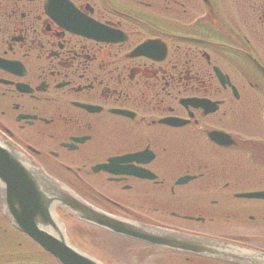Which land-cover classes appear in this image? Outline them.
Returning <instances> with one entry per match:
<instances>
[{"label":"flooded vegetation","instance_id":"af4514ba","mask_svg":"<svg viewBox=\"0 0 264 264\" xmlns=\"http://www.w3.org/2000/svg\"><path fill=\"white\" fill-rule=\"evenodd\" d=\"M49 1L0 0L2 137L105 212L264 257V200L237 196L264 189V0H61L76 12L74 30ZM146 149L148 164L125 167H147L152 179L95 169ZM186 175L194 179L179 184ZM63 226L96 258L146 264L133 245L105 243L117 237L106 229ZM147 245L148 264L177 254ZM0 264L59 263L0 225Z\"/></svg>","mask_w":264,"mask_h":264},{"label":"water","instance_id":"95a60500","mask_svg":"<svg viewBox=\"0 0 264 264\" xmlns=\"http://www.w3.org/2000/svg\"><path fill=\"white\" fill-rule=\"evenodd\" d=\"M0 174L2 203L6 214L15 225H21L22 228L33 232L47 248L55 253H60L63 264L85 263L83 261H74L70 257V253L66 252L65 246L67 247V244L63 238L58 239V242L63 246L57 247L56 243L43 237V232L48 230L44 225H60L53 213L55 206L68 205V208L77 217L99 225H113L111 227L115 231L124 232L127 229L126 224L122 221L115 220L83 205L69 203L64 198V195L58 192L59 189L54 188L55 184L45 180V178H39L38 174L26 167L15 153L3 148L1 145ZM161 236L166 239V243L164 244L172 246L175 249L216 258H225L231 261L238 260L234 252L223 250L224 246L215 240L212 241L181 234H164ZM74 253L76 252L74 251ZM81 257L84 258L83 256ZM86 263L90 264V262ZM91 263L98 264L93 261Z\"/></svg>","mask_w":264,"mask_h":264},{"label":"rangeland","instance_id":"374dc122","mask_svg":"<svg viewBox=\"0 0 264 264\" xmlns=\"http://www.w3.org/2000/svg\"><path fill=\"white\" fill-rule=\"evenodd\" d=\"M167 263H168L167 261H166V262H164V264H167ZM176 263H177V264H179V262H178V261H176Z\"/></svg>","mask_w":264,"mask_h":264}]
</instances>
